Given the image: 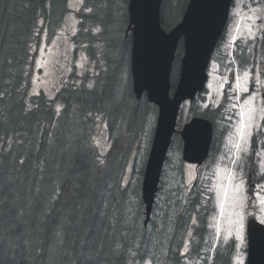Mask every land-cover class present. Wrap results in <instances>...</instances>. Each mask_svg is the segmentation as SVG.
<instances>
[{
  "label": "trees",
  "instance_id": "1",
  "mask_svg": "<svg viewBox=\"0 0 264 264\" xmlns=\"http://www.w3.org/2000/svg\"><path fill=\"white\" fill-rule=\"evenodd\" d=\"M68 1L0 0V264H203L208 259L210 264H229L231 244H214L211 222L217 207L210 184L200 172L185 191L182 172L166 179L165 185L162 170L145 227L139 178L135 190L121 189L113 183L112 172L92 157V148H96L87 137L90 126L85 118L90 121L98 114L108 118L106 107L96 106L99 98L107 101L109 110L116 106L108 103L119 98L122 106L116 112L126 110L128 130L135 125L145 127L149 113H157L146 99L136 100L132 93L131 39L124 36L127 0H81L76 11L78 29L71 41L87 52V79L53 100L64 107L62 113L56 115L54 104L44 95L30 92L31 47L41 31L47 29L50 36L58 32L70 12ZM187 2L162 1L160 25L165 30L180 21ZM177 49L171 71L173 87L183 53L181 43ZM255 57L253 51L247 58L255 63ZM243 67L239 65L240 70ZM124 68L127 77L121 90ZM197 98L187 116H201L213 123L208 157L213 159L223 106L202 111ZM109 123L111 128L110 119ZM180 128L179 122L171 145L178 159ZM77 133L81 141L73 148L80 152L62 154L65 138ZM115 149L118 162L120 152L128 150L127 143L116 142ZM143 167L138 171L141 175ZM129 195L134 203L128 204ZM126 208L134 212L129 223Z\"/></svg>",
  "mask_w": 264,
  "mask_h": 264
},
{
  "label": "rangeland",
  "instance_id": "2",
  "mask_svg": "<svg viewBox=\"0 0 264 264\" xmlns=\"http://www.w3.org/2000/svg\"><path fill=\"white\" fill-rule=\"evenodd\" d=\"M176 0H173L175 3ZM70 12L64 19L57 33L49 35L48 31H41L37 34L32 51L33 76L30 92L32 94L43 93L54 104L56 115L62 110L60 103L53 102L55 96L64 90H68L75 83H81L87 78L84 77L88 69L87 52L76 47L71 41V37L77 31L78 16L76 11L81 7V0L68 1ZM127 5L125 7L126 12ZM229 14L228 24L224 32V37L218 45V50L214 53L212 61L207 69L208 79L204 92L197 98L199 109L214 111L222 107V120L218 121L217 127L220 133V146L217 148L213 159H209L199 172L206 184H210V189L215 197V204L218 213L211 222V229L215 231L214 244L221 243L222 246L231 244L232 257L229 264H245L246 261V222L253 215L259 223L264 225V102L262 92L264 89V0H234ZM127 23L124 25V31ZM239 25V30H237ZM246 48L249 50L247 51ZM256 52V61L251 63L248 55ZM244 67L240 70L239 65ZM67 68V69H66ZM58 69V70H56ZM66 69L65 77H60V70ZM248 72L245 77L244 73ZM126 68L121 72L120 88L126 84ZM74 74L75 78L70 83L69 77ZM239 77V89L237 80ZM225 78L227 82L225 83ZM78 84V85H79ZM247 86L248 92H243V87ZM254 99H250L253 97ZM118 108L122 106L119 98L110 103ZM107 101L99 98L96 106L105 108L106 115L91 116L87 137L90 143L96 148L92 157L99 165H103L113 174V183H118L120 188L129 187L135 190L136 182L142 175L138 173L145 164L146 158L143 156L149 152V145L152 137L149 134L155 126L156 113H149L145 127L135 125V128L128 130L126 110L121 113L118 109L108 108ZM189 103L182 107L180 122L188 119ZM243 114L244 121L248 122L251 114V133L249 137L245 128L244 140H240L237 128L240 126V116ZM153 119V122H152ZM76 127H74V130ZM111 129V130H110ZM73 130V131H74ZM69 134V133H66ZM223 134V135H222ZM255 137L256 147L252 150L251 140ZM62 143V154L73 155L79 151L73 145L80 143V133L75 136H67ZM116 142L121 146L127 143V152H120V161H115ZM239 142L241 151L240 160L234 165L232 160L236 158L237 149L235 144ZM147 147V148H146ZM247 149V151H243ZM61 150V149H60ZM80 152V151H79ZM252 156L255 157L257 168V182L255 187L249 189L247 174L248 166ZM103 160V163H101ZM143 164V165H142ZM165 181L173 175L182 172L183 188L189 190L195 181L198 171L194 165L182 164L177 157L176 151H170L167 162L164 166ZM234 174V178H229V173ZM176 177L174 178V183ZM166 185V184H165ZM259 186V187H258ZM173 189V188H172ZM128 204L134 203L132 195L128 196ZM126 223L134 217L133 210L126 208ZM186 248H184L185 250ZM212 251V250H211ZM211 251L209 254H211ZM149 264V263H146ZM192 264H201L194 262ZM210 264V259L206 263Z\"/></svg>",
  "mask_w": 264,
  "mask_h": 264
},
{
  "label": "water",
  "instance_id": "3",
  "mask_svg": "<svg viewBox=\"0 0 264 264\" xmlns=\"http://www.w3.org/2000/svg\"><path fill=\"white\" fill-rule=\"evenodd\" d=\"M128 1L125 36L131 38L132 93L137 100L145 95L158 111L141 182L144 226H147L180 108L186 101L193 102L206 86L210 58L223 35L233 0H189L180 21L168 32L160 25L162 0ZM180 41L184 54L176 87L171 92V69ZM262 94L264 100V90ZM179 134L183 147L181 159L199 167L210 150L211 121L193 117ZM249 168L248 183L253 188L256 181L254 160ZM246 236L245 264H264V226L250 218L246 224Z\"/></svg>",
  "mask_w": 264,
  "mask_h": 264
},
{
  "label": "snow or ice",
  "instance_id": "4",
  "mask_svg": "<svg viewBox=\"0 0 264 264\" xmlns=\"http://www.w3.org/2000/svg\"><path fill=\"white\" fill-rule=\"evenodd\" d=\"M237 30H239V25H237ZM244 76L245 77H247L248 76V72H245L244 73ZM236 80H237V88L239 89V87H240V85H239V80H240V78L239 77H237L236 78ZM227 82V78H225V83ZM91 86V85H90ZM243 92H248V88H247V86H244L243 87ZM250 99H254V96L253 97H250ZM251 120H252V115L250 114L249 115V117H248V122H245L244 121V116H243V114H241V116H240V121H241V123H240V126L237 128V132H238V134H239V138H240V140H244V137H245V128H247V129H249L248 130V132H247V135L250 137L251 135H252V133H251ZM235 147H236V149H237V155H236V158L234 159V160H232V163L235 165L236 163H237V161L238 160H240L241 159V157H240V155H239V152L241 151V148H240V143L239 142H237L236 144H235ZM243 151H247V149H243ZM101 163H103V160H101ZM229 178L230 179H233L234 178V174L233 173H229ZM259 187V186H258ZM262 222H264V221H262ZM194 223H195V219H194ZM185 248H187V244L185 245ZM184 253H181V255H183Z\"/></svg>",
  "mask_w": 264,
  "mask_h": 264
},
{
  "label": "flooded vegetation",
  "instance_id": "5",
  "mask_svg": "<svg viewBox=\"0 0 264 264\" xmlns=\"http://www.w3.org/2000/svg\"><path fill=\"white\" fill-rule=\"evenodd\" d=\"M56 70H58V69H56ZM60 74L63 76V71L62 70H60Z\"/></svg>",
  "mask_w": 264,
  "mask_h": 264
},
{
  "label": "bare ground",
  "instance_id": "6",
  "mask_svg": "<svg viewBox=\"0 0 264 264\" xmlns=\"http://www.w3.org/2000/svg\"><path fill=\"white\" fill-rule=\"evenodd\" d=\"M146 155V154H145ZM145 155L143 156L145 158Z\"/></svg>",
  "mask_w": 264,
  "mask_h": 264
}]
</instances>
